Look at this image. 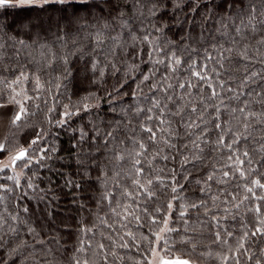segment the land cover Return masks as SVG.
<instances>
[{
  "label": "snow or ice",
  "instance_id": "obj_1",
  "mask_svg": "<svg viewBox=\"0 0 264 264\" xmlns=\"http://www.w3.org/2000/svg\"><path fill=\"white\" fill-rule=\"evenodd\" d=\"M7 8L0 264H264V0Z\"/></svg>",
  "mask_w": 264,
  "mask_h": 264
},
{
  "label": "trees",
  "instance_id": "obj_2",
  "mask_svg": "<svg viewBox=\"0 0 264 264\" xmlns=\"http://www.w3.org/2000/svg\"><path fill=\"white\" fill-rule=\"evenodd\" d=\"M36 10L35 9H18V8H7V9H0V23L3 24H10L14 21H20L25 19L29 14H34ZM257 67H262L261 65H257ZM43 117L41 115H37L36 117H29V121L32 124H39L42 121ZM30 131V129H25V135L27 132ZM23 139V136L21 137ZM127 183V181H125ZM88 196H91L92 193L89 192L87 194ZM91 202V201H89ZM74 207V206H73ZM72 215H75V213H71ZM86 215V213H85ZM133 225L130 224V227ZM107 231V230H105ZM144 231H147L146 229ZM115 235V234H114ZM99 239V237H98ZM107 243V242H105ZM117 251L121 252L122 255H124V260L122 264H134L135 259H138L139 257L137 256V253L135 251L129 252V253H124L123 250L117 249ZM176 255H180L179 252L176 253ZM129 257H132L133 259H129ZM111 260V258H110ZM117 264H121V262H117ZM195 264H201V261L199 259L195 260ZM205 264H214V262L211 259H207L205 261Z\"/></svg>",
  "mask_w": 264,
  "mask_h": 264
},
{
  "label": "rangeland",
  "instance_id": "obj_3",
  "mask_svg": "<svg viewBox=\"0 0 264 264\" xmlns=\"http://www.w3.org/2000/svg\"><path fill=\"white\" fill-rule=\"evenodd\" d=\"M7 133V122L6 120H0V137ZM153 264H158L157 260H153Z\"/></svg>",
  "mask_w": 264,
  "mask_h": 264
}]
</instances>
